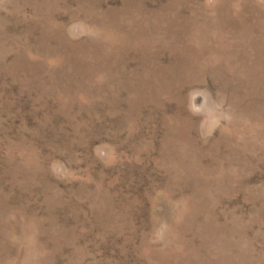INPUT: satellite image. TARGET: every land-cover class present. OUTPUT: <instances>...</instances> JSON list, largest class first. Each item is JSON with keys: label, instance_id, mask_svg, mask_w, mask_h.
<instances>
[{"label": "rangeland", "instance_id": "1", "mask_svg": "<svg viewBox=\"0 0 264 264\" xmlns=\"http://www.w3.org/2000/svg\"><path fill=\"white\" fill-rule=\"evenodd\" d=\"M0 264H264V0H0Z\"/></svg>", "mask_w": 264, "mask_h": 264}, {"label": "water", "instance_id": "2", "mask_svg": "<svg viewBox=\"0 0 264 264\" xmlns=\"http://www.w3.org/2000/svg\"><path fill=\"white\" fill-rule=\"evenodd\" d=\"M206 103V97L203 94H196L193 99V106L196 111H201Z\"/></svg>", "mask_w": 264, "mask_h": 264}]
</instances>
